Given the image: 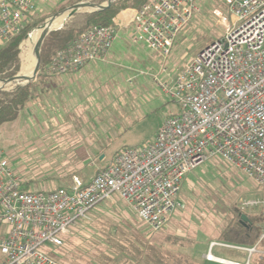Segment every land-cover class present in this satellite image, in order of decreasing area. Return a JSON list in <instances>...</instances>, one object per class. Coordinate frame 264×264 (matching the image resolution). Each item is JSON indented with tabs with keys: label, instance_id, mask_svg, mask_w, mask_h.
Here are the masks:
<instances>
[{
	"label": "built area",
	"instance_id": "2783aa9c",
	"mask_svg": "<svg viewBox=\"0 0 264 264\" xmlns=\"http://www.w3.org/2000/svg\"><path fill=\"white\" fill-rule=\"evenodd\" d=\"M197 1L147 0L127 23L115 17L110 26L93 25L82 32L43 72L74 75L90 63L106 62L125 39L143 43L165 70L176 39L200 12ZM223 1L230 18L219 8L211 10L221 37L179 60L170 80L160 79L161 70L153 73L159 92L176 102L180 113L169 117L150 142L122 148L89 182L73 175L70 187L53 190L29 187L0 150V264H63L55 254L64 236L100 203L114 204L115 195L159 231L185 207L180 192L188 174L212 159L231 163L264 184V0ZM35 12L30 0H0V48L24 30ZM143 74L141 70L126 81L131 84ZM241 208L264 216V198L244 200ZM263 241L264 228L253 247L212 241L205 258L250 264L254 256L264 257ZM217 246L247 253V263L215 257Z\"/></svg>",
	"mask_w": 264,
	"mask_h": 264
},
{
	"label": "rangeland",
	"instance_id": "374dc122",
	"mask_svg": "<svg viewBox=\"0 0 264 264\" xmlns=\"http://www.w3.org/2000/svg\"><path fill=\"white\" fill-rule=\"evenodd\" d=\"M30 1L36 7V20H43V23L34 26L29 33L31 38L28 36L20 46L19 73L25 81L29 78L31 62L36 63V47L41 37H36L37 40L29 47L25 42L34 38L44 23L55 18L52 28L54 25L57 27L61 19L58 18L65 9L84 2L96 3V0ZM197 4L200 12L176 39L164 64L165 70L156 62L147 66L145 55L146 58L153 56L154 61L157 57L143 43L133 44L135 58L132 57V61L126 59L127 51L118 43L126 70L113 64L89 65L84 76L75 82L69 80V91H64L67 94L62 96L59 109L50 108L47 111L50 118L43 122L40 120V127L33 129L34 133L27 129V118L20 123L7 124L2 129L0 150L29 187L33 190H50L59 185L70 187L69 181L54 178L57 167H62L65 159L69 160L70 167L74 158L82 157L83 174L94 177L96 166H91L93 161L100 167L109 165L122 148L135 149L150 142L169 117L180 113L178 104L159 92L153 73L161 70L160 79L170 80L175 76L179 60L196 55L221 37V28L211 12L213 8L221 9L230 18L223 0H198ZM138 9H123L116 17ZM91 12L88 9L76 13L67 19L63 28L80 20L79 15ZM55 14L57 16L51 18ZM141 70L146 74L131 84L126 82L127 75L133 76ZM26 84L20 82L4 90L11 91ZM45 93L52 92L47 89ZM79 146L82 150L93 146L95 152L80 156L81 150L74 151ZM71 152H74L73 156H70ZM102 155L106 156L103 162L100 161ZM255 197L264 198V184L252 181L231 163L212 159L188 174L180 192L185 207L172 213L161 230L149 228L128 203L115 195L114 204L102 202L92 210L89 219L76 221L71 234L64 236L63 246L57 248L55 256L63 264H176L186 258L191 264H217L205 258L210 243L218 241L220 229L233 217L237 208L246 215L258 214V210L241 208L244 200ZM212 254L240 263L248 261L247 253L220 246L215 247ZM250 264H264V260L254 256Z\"/></svg>",
	"mask_w": 264,
	"mask_h": 264
},
{
	"label": "trees",
	"instance_id": "16d2710c",
	"mask_svg": "<svg viewBox=\"0 0 264 264\" xmlns=\"http://www.w3.org/2000/svg\"><path fill=\"white\" fill-rule=\"evenodd\" d=\"M106 1L108 0H96V3L102 4ZM145 2L146 0H116L109 9L79 15L81 16L80 20L73 21L67 24L65 28L50 33L42 45L41 65L36 82L17 86L11 91L0 90V138L3 127L18 121L21 114L24 111L27 112L30 102L35 101L38 97L42 98L48 95L45 93L46 88H48L49 79L54 78V76L46 75L43 68L59 50L73 43L82 32L91 26H110L113 23V18L121 10L129 7L140 8ZM36 18H32L19 35L0 48V79H8L19 73L21 68L20 46L27 39L34 26L43 23V20L37 21ZM241 214L244 212L239 208L233 211V217L220 229L218 241L245 247L255 246L264 228V216L260 213L247 214L249 222L243 223ZM260 248L264 250V241L260 244ZM258 257L260 260H264V257ZM176 264L191 263L186 258L177 261Z\"/></svg>",
	"mask_w": 264,
	"mask_h": 264
},
{
	"label": "crops",
	"instance_id": "0c3cea01",
	"mask_svg": "<svg viewBox=\"0 0 264 264\" xmlns=\"http://www.w3.org/2000/svg\"><path fill=\"white\" fill-rule=\"evenodd\" d=\"M132 15H133V13L131 11L130 12H123L118 16V19L121 22L127 23ZM118 43H121L123 45L122 46L123 49L127 51L126 59L127 60L130 59L132 61V57L135 58L134 57L135 52L133 50L134 45L129 40L125 39V40H121V41L116 43L115 47L110 52V55H109L108 60L106 62L90 63L85 68H87L89 65L96 66L98 64H113L116 67H119L121 69L124 68L126 70V67H124L125 64H122L123 61L120 57L121 50H118V47H117ZM136 58H137V56H136ZM144 60H145V63L147 64V66H153L154 62L156 61V60L154 61L153 56H150V55L147 58L145 55ZM85 68L83 70H81L80 72L74 74V75H65V76L54 77V78L49 79V82L47 81L48 82V88H46V90L48 89L52 93L45 95L42 98L38 97L35 101L30 102L28 104L27 112L24 111V113L21 114L19 120L16 122L20 123V121L25 120V118H27L26 119V122L28 123L27 129L29 132L31 131V133H34L33 129H35L38 126L40 127V120H42V122H43V120L45 121L46 118H50L49 115L47 114V111L50 108H58L60 106L59 104L62 103V96L67 94V93H64V91L65 92L69 91V88H68L69 80H71L72 82H75L78 77L84 76L85 75ZM135 74H137V72H135ZM129 76H131V75L130 74L127 75V77H129ZM138 78L139 77H137L134 81H136ZM51 85H52V88H51ZM39 113L41 114V118H39ZM16 122H14V123H16ZM35 122H37L38 124L36 125ZM14 123H12V124H14ZM18 125H20V124H18ZM4 127H6V125ZM80 141H82V144H84L83 138H81ZM82 149L83 148L79 146L78 148L76 147L74 151L80 152V150H81L80 153L82 155H80V156H84L85 154L86 155L93 154V152H95L93 146L92 147H89V146L84 147V150H82ZM73 155H74V152H71L70 156H73ZM105 158H106V156L102 155L100 157V161L103 162L105 160ZM74 159H75V161L72 164V166H70V167H69V165H70L69 160L65 159L63 161L62 167L61 166H60L61 168L57 167V174L55 175L54 178L55 179L60 178V179L69 181L71 183L72 182V176L77 175V176H80L85 182H89L93 178V176H86L83 174V172L81 170L83 167V163H82L83 161H81L82 157L74 158ZM91 166L92 167L96 166V173H97L99 170L106 168L108 165L105 167H100L97 165V163L96 164L92 163ZM82 174L84 176H82ZM59 187H61V185L56 186L53 189H57ZM53 189H50V190H53ZM40 190H49V189H40Z\"/></svg>",
	"mask_w": 264,
	"mask_h": 264
},
{
	"label": "water",
	"instance_id": "95a60500",
	"mask_svg": "<svg viewBox=\"0 0 264 264\" xmlns=\"http://www.w3.org/2000/svg\"><path fill=\"white\" fill-rule=\"evenodd\" d=\"M115 1L116 0H108L105 4H96V3H93V2H84V3H80V4L73 5L72 7L65 9V12H69L68 18H70V17L74 16L76 13H78V12H80L82 10L91 9L92 12L103 11V10L109 9ZM56 16H57V14H55L51 18H54ZM67 19H66L65 23L62 25V27H60L58 29H50L49 31H47L38 40L37 47H36V59H35L36 60V63H35L34 75H33V77L31 79H29L27 81V84L30 83V81H33V80H35L37 78L38 71H39V68H40V65H41V51H42V45H43L44 40L46 39V37L50 33L62 29L64 27V25L66 24ZM19 78H20V73H18L17 75H15V76H13L11 78H8V79H0V81H2V82L16 81ZM0 90H4V88H0ZM241 218H242L241 221L243 223L249 222V217L246 214H241Z\"/></svg>",
	"mask_w": 264,
	"mask_h": 264
},
{
	"label": "bare ground",
	"instance_id": "6f19581e",
	"mask_svg": "<svg viewBox=\"0 0 264 264\" xmlns=\"http://www.w3.org/2000/svg\"><path fill=\"white\" fill-rule=\"evenodd\" d=\"M68 15H69V12H64V13H61L60 14V16H59V18H58V20L60 19V23H59V25L57 26V27H55V25H54V27L52 28V26H53V23H54V20L56 19H53V20H51V21H49L47 24H45L44 26H41L40 28H38L39 30H37L35 33V35L33 36L34 38H32L30 41L28 40V42L26 43L25 42V44L27 45V47H29V46H31L36 40H37V38L36 37H42L47 31H49L50 29H58V28H60V27H62V24L64 23V21L68 18ZM51 22V23H50ZM57 23V22H56ZM31 37L29 36V39H30ZM23 47V46H22ZM23 54H24V52L22 51V54H21V57L23 56ZM22 59V58H21ZM23 61V60H22ZM34 69H35V64H32V62H31V66H30V68H29V70H28V76H29V78H28V80L29 79H31L32 77H33V75H34ZM24 78L22 77H20L18 80H16V81H10L11 83H8V82H0V88H7V87H9V86H12V85H14V84H17V83H20V82H27V81H25V80H23ZM11 88V87H10Z\"/></svg>",
	"mask_w": 264,
	"mask_h": 264
}]
</instances>
